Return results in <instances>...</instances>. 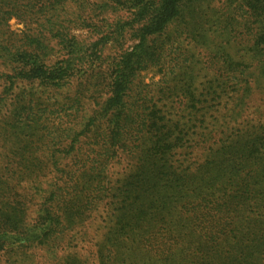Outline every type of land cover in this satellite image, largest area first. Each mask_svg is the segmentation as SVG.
<instances>
[{
  "label": "trees",
  "instance_id": "16d2710c",
  "mask_svg": "<svg viewBox=\"0 0 264 264\" xmlns=\"http://www.w3.org/2000/svg\"><path fill=\"white\" fill-rule=\"evenodd\" d=\"M11 18L24 24L19 34L8 30ZM240 27L248 62L225 49H233L232 32ZM185 41L209 52L212 69L221 74L241 64V77L255 62L264 78V0H0V107L27 84L45 92L96 79L84 86H102L104 99L95 103L80 131H70V145L87 127L103 124L94 134L134 160L117 188L103 187L94 163L81 171L88 177L86 191L70 175H61L66 187L58 180L44 195L34 191L31 196L44 197L32 225L26 222L27 208L11 204L0 187V261L23 264L27 249L38 246L53 254L70 243V232L91 210L86 198L94 191L108 208L106 232L95 245L98 264H264V134L242 140L235 136L236 125L230 128L246 111L252 94L247 81L238 80L223 123L213 118L207 124L208 113L198 111L195 119L196 112H190L183 117L191 125L184 131L178 122L163 118L160 123L156 106L145 107L146 95L132 96L139 73L163 66L166 49ZM195 70L191 56L183 59L185 101ZM21 114L15 113L13 130ZM256 115L251 121L262 118ZM259 129L264 133V123ZM183 136L204 150L194 166L192 154L185 155V168L175 158L186 143ZM49 160L55 167L56 159ZM10 177L0 176V185ZM59 264L83 263L69 255Z\"/></svg>",
  "mask_w": 264,
  "mask_h": 264
},
{
  "label": "rangeland",
  "instance_id": "374dc122",
  "mask_svg": "<svg viewBox=\"0 0 264 264\" xmlns=\"http://www.w3.org/2000/svg\"><path fill=\"white\" fill-rule=\"evenodd\" d=\"M7 27L10 32L19 34L24 24L11 18L7 21ZM232 36L235 38V42L231 44L233 49L225 46L226 51L231 55L237 53L236 57L248 62L249 59L244 58L246 50L244 30L241 27L236 28ZM180 46L169 50L165 48V56L161 60L163 66L155 65L139 73L132 96L136 100H141V95H146L144 105L156 106L154 111L160 123L163 118L178 122L180 129L184 131L183 126H191L186 124V119H183L190 112H196L195 119L198 118L199 112L208 113L204 119L207 124L211 123L213 118H217V123H223L221 115L228 111L236 98L235 92L240 87L238 80H241V85L247 81L252 94L246 100V111L230 128L236 125L235 136L242 137V140H246L248 135L262 136L263 131L257 129L264 123V78H259L256 63L251 62L250 67L246 66L241 77L244 69L241 64L236 66L235 72L227 75L224 71L221 74L215 70L216 68L212 69L208 58L209 52L199 48L192 41H185ZM187 50L189 51L187 56H191L196 63L194 71L196 78L193 82L192 94L185 101L182 90L183 83H187V80H183V59L187 56L184 58L183 54ZM112 52V50L107 51V53ZM217 80L219 81L215 85L208 84L209 81ZM89 83L93 84L97 81L93 79L85 83L82 80L60 90L45 92L34 84H27L19 87L18 92L16 90L10 93V98L0 107V176L2 178L6 175L11 176L7 183L0 187H4L5 192L9 194L11 204H22L27 208L26 222L30 225L36 220L35 211L43 202L44 192L58 180L61 184L60 188L66 187V180L61 178V175L78 177L80 190L86 191L89 188L84 186L83 182L88 177L82 175L81 171H85L94 163H99L93 166L96 170L95 175L102 173L101 180L104 183L102 185L109 190L117 188V182L133 170L134 160L130 155L121 153L114 144L113 147L105 144L102 135L94 134L96 129L102 131L105 128L103 124L87 127L85 132L79 134L70 145V138H74L73 132L70 131H80L81 125L87 124L85 117L92 115L95 103L104 99L102 86H95L90 90L84 86ZM1 90L0 86V97H2ZM208 91L210 93L214 91L211 98L206 96ZM96 98L98 100L93 103ZM18 112L22 114L20 120L16 119L14 127L19 128L13 130L14 116ZM256 113L261 114L262 118L251 121V118L257 117ZM67 128V133L63 132ZM234 129H231L230 133L234 132ZM183 143L185 145L175 153L176 160L180 161L177 162L178 165L181 168L187 166L184 157L188 153L192 154L190 165H196L203 157L204 150L194 147L192 141L188 142L184 136ZM50 158L56 159L55 167L51 164ZM11 172L14 174H10ZM34 191L43 195L31 196ZM94 193L93 191V194L86 198L87 207L91 210L84 214L83 225L70 232L69 237L72 238L70 243L67 241L53 254L38 246L27 249V260L23 264H59L69 255H74L83 264H98L95 245L106 232L104 221L108 208L105 206L107 201H100ZM0 264L8 263L1 260Z\"/></svg>",
  "mask_w": 264,
  "mask_h": 264
}]
</instances>
